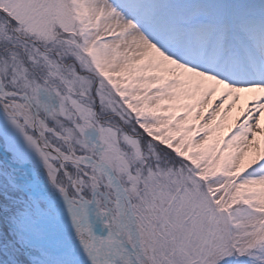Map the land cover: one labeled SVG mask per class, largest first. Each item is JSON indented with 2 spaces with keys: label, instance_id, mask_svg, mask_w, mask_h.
Returning <instances> with one entry per match:
<instances>
[{
  "label": "rangeland",
  "instance_id": "1",
  "mask_svg": "<svg viewBox=\"0 0 264 264\" xmlns=\"http://www.w3.org/2000/svg\"><path fill=\"white\" fill-rule=\"evenodd\" d=\"M109 1L112 5L106 0H56L33 30L22 33L16 26L35 0H0L4 87L28 92L39 115L68 137L76 153L112 167L136 216L152 233L155 264H264V187L259 188L264 170L245 174L235 183L239 175L211 166L217 149L207 147V134L195 141L192 135L183 139L181 126L165 127L160 116L151 119L152 113L140 103L142 82L132 79V71L108 49L114 43L106 39V27L121 18L131 23L127 14L114 8L118 0ZM136 1L153 4L160 14L155 22L160 28L171 21L183 30L205 26L204 41L194 49L197 58L190 56L202 64L214 58L211 49L222 51L224 41L235 44V53L241 54L246 53L241 41L253 44L264 35V13L244 7L250 2L264 7V0ZM150 44L159 47L154 41ZM166 47V42L160 46ZM133 83L138 90L131 89ZM48 136L54 146L68 151L61 138L54 133ZM0 145L22 161L44 167L52 183L67 189L75 204L84 201L82 195L105 208L103 195L115 197L112 186L95 169L67 164L79 183L75 189L59 162L41 147L36 133L1 110ZM192 145L195 150L190 152ZM246 169L245 164L239 174ZM92 176L101 181V193L96 192ZM0 193L8 194L19 207L36 200L10 185L1 171ZM37 200L55 215L43 198ZM14 241L0 223V264H25L17 236Z\"/></svg>",
  "mask_w": 264,
  "mask_h": 264
},
{
  "label": "bare ground",
  "instance_id": "2",
  "mask_svg": "<svg viewBox=\"0 0 264 264\" xmlns=\"http://www.w3.org/2000/svg\"><path fill=\"white\" fill-rule=\"evenodd\" d=\"M55 1L35 0L25 18L17 24L16 31L33 30L42 16L51 11ZM150 5L153 7L152 3H147ZM132 27L127 19H116L112 26L106 27L105 37L113 41L114 45L108 49L117 60H123L127 70L132 71L131 78L142 82L140 103L152 113L151 119L160 116L165 127L181 126L183 139L192 135L195 141L207 134V147L217 149L211 166L230 170L233 176L239 175L238 180L260 168L264 170V89L256 87L257 84L264 86V55L263 65L248 53L237 55L231 62L234 70L239 71L241 66L247 73L243 63L246 62L248 70L256 73L255 76L243 77L239 72L238 75L225 73L222 62L217 64L215 58L208 64H202L184 51L174 53L155 48L137 28ZM173 32L187 41L185 48L193 51L194 44L204 41L206 28H174ZM220 46L223 48V60L226 51H234V46L228 41ZM160 53L162 58H156ZM52 66L57 67L51 63ZM136 85L133 83L131 89L138 90ZM21 95L25 96L23 92L11 93L0 84V110L21 119L31 128L41 147L59 162L66 174L70 173L67 164L92 167L112 186L115 197L111 199L108 194L103 195L105 208H100L96 200L75 204L70 201L67 189L56 187L44 169L22 162L4 150L7 161L0 157V171L36 198L34 205L19 207L18 203L8 199V194L0 193V202L3 203L0 204V223L11 241L15 242V237H18L20 260L25 264H155L152 233L144 229L133 210L129 194L114 182L108 167L93 157L76 153L68 137L58 134L39 115L30 94L26 92L27 97L23 99ZM172 118L175 119L173 124L170 122ZM49 133L61 138L68 151L54 146ZM194 150L192 145L190 152ZM257 159L263 160L262 165L254 169L248 167L246 172L239 174L245 164ZM21 167L25 172L19 170ZM92 179L96 182V192H100L101 181L96 176ZM69 180L75 189L79 188L72 175ZM259 182L264 187V177H260ZM37 198L46 199L50 209L69 217L77 216L91 224L93 231L66 226L61 218L44 209ZM30 235L56 246L46 248L29 238Z\"/></svg>",
  "mask_w": 264,
  "mask_h": 264
},
{
  "label": "water",
  "instance_id": "3",
  "mask_svg": "<svg viewBox=\"0 0 264 264\" xmlns=\"http://www.w3.org/2000/svg\"><path fill=\"white\" fill-rule=\"evenodd\" d=\"M2 88H4V87L2 86ZM5 91H6V90H5ZM6 92H7V91H6ZM32 110H33L34 117H36V116H37V115H36V111H35V109L33 108V106H32ZM38 141H39V138H38ZM0 148L2 149L3 160H4V161H7L6 156H5V154H4V148H3L1 145H0ZM70 174H71V173L68 174V177H71ZM7 181L10 183V185L14 186L15 188H22L21 186H18V185H17V182H16L14 179H12L10 176H7ZM0 204L3 205V203H1V202H0ZM4 210H5V209H4ZM55 213H56L57 217H59V218L65 220V221H68V220H69V221H71L73 224H75V225H77V226L79 225L77 222H74V221L70 220L69 217H65V216H63L62 214L58 213V211H56V210H55ZM4 217H5V215H4ZM4 219L6 220V218H4ZM5 220H4V221H5ZM86 225H87V224H84L83 227H85ZM29 238H31L32 240H34L37 244L42 245V246H44V247H46V248H50V247L53 248V246H56V245L53 244V243H47V242H45L43 239L33 238L31 235L29 236Z\"/></svg>",
  "mask_w": 264,
  "mask_h": 264
}]
</instances>
